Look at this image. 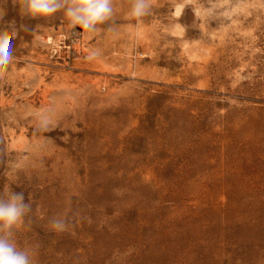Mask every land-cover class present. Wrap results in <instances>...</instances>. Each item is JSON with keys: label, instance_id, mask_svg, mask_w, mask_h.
I'll use <instances>...</instances> for the list:
<instances>
[{"label": "rangeland", "instance_id": "374dc122", "mask_svg": "<svg viewBox=\"0 0 264 264\" xmlns=\"http://www.w3.org/2000/svg\"><path fill=\"white\" fill-rule=\"evenodd\" d=\"M151 3L88 33L0 0V192L32 204L33 264H264V0Z\"/></svg>", "mask_w": 264, "mask_h": 264}, {"label": "clouds", "instance_id": "9594fccd", "mask_svg": "<svg viewBox=\"0 0 264 264\" xmlns=\"http://www.w3.org/2000/svg\"><path fill=\"white\" fill-rule=\"evenodd\" d=\"M19 4L22 16L32 18H50L63 12L70 29L79 26L83 32L99 33L103 30L116 32L114 0H13ZM127 12L128 20H135L134 27H139L143 18L152 15L151 0H130ZM206 16L215 14V8H202ZM111 21L104 29L101 25ZM24 31L31 32L27 25L21 26ZM79 35V34H76ZM13 36L6 29H0V77L7 71L15 56L12 49ZM101 55L98 48L91 49L86 59L93 60ZM32 212L31 202L25 200L24 191L0 192V264H33L32 254L28 248L20 247L16 239V227ZM51 227L55 231H63L66 222L52 219Z\"/></svg>", "mask_w": 264, "mask_h": 264}]
</instances>
